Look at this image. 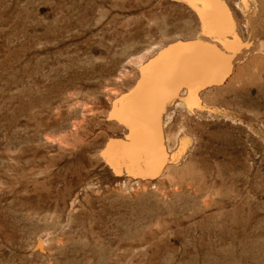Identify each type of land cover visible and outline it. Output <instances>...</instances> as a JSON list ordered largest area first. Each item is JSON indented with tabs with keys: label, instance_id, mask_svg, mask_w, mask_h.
Masks as SVG:
<instances>
[{
	"label": "rangeland",
	"instance_id": "1",
	"mask_svg": "<svg viewBox=\"0 0 264 264\" xmlns=\"http://www.w3.org/2000/svg\"><path fill=\"white\" fill-rule=\"evenodd\" d=\"M200 31L185 0H0V264H264V58L208 97L222 117L184 120L193 145L168 176L98 154L125 132L110 97Z\"/></svg>",
	"mask_w": 264,
	"mask_h": 264
},
{
	"label": "bare ground",
	"instance_id": "2",
	"mask_svg": "<svg viewBox=\"0 0 264 264\" xmlns=\"http://www.w3.org/2000/svg\"><path fill=\"white\" fill-rule=\"evenodd\" d=\"M185 1L201 20L199 35L185 38L182 43L166 44L148 64L140 67V76L134 87L129 88L127 93L110 95L112 99L106 116L124 127L125 132H122L123 139H116L109 132L98 154L106 168L115 175L124 172L129 176L151 179L171 174L193 145V133H190L189 127L185 128L184 120L190 121L191 116L207 121L222 117L225 111L220 108L223 107L208 102V97L226 88L241 86L261 74L264 58V0H239L231 8L215 0ZM259 34L261 38H256ZM208 123L205 125L208 126ZM102 126L106 127L107 124ZM185 176L181 174V177Z\"/></svg>",
	"mask_w": 264,
	"mask_h": 264
},
{
	"label": "water",
	"instance_id": "3",
	"mask_svg": "<svg viewBox=\"0 0 264 264\" xmlns=\"http://www.w3.org/2000/svg\"><path fill=\"white\" fill-rule=\"evenodd\" d=\"M183 42V41H182ZM181 42V43H182ZM193 51V50H192ZM194 52V51H193ZM195 53V52H194ZM196 54V53H195ZM208 84V83H207ZM37 245H38V247L40 248V250L42 249V243H41V241H38V243H37Z\"/></svg>",
	"mask_w": 264,
	"mask_h": 264
}]
</instances>
